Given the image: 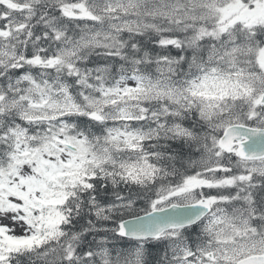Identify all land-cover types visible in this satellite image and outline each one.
I'll return each mask as SVG.
<instances>
[{
    "label": "snow or ice",
    "instance_id": "6c2138e0",
    "mask_svg": "<svg viewBox=\"0 0 264 264\" xmlns=\"http://www.w3.org/2000/svg\"><path fill=\"white\" fill-rule=\"evenodd\" d=\"M0 264H264V0H0Z\"/></svg>",
    "mask_w": 264,
    "mask_h": 264
}]
</instances>
